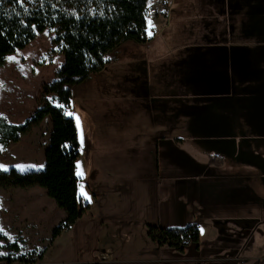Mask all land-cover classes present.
<instances>
[{
	"label": "crops",
	"instance_id": "1",
	"mask_svg": "<svg viewBox=\"0 0 264 264\" xmlns=\"http://www.w3.org/2000/svg\"><path fill=\"white\" fill-rule=\"evenodd\" d=\"M165 1L168 4L169 0ZM259 1L226 0L230 20L239 24L244 20L246 28L251 25L252 29L254 19L247 4L251 7L256 3L258 9ZM260 13L264 14V7ZM147 20L149 40L144 47L133 42L122 44L109 52L111 61L101 71L108 72L104 85L107 89L124 88L128 93L126 100L130 96L126 105H132V110L124 109V113L136 118L127 126V131L133 134L124 135L128 138L119 143L126 145L132 157L129 162L134 165L126 161V168L117 172L112 165L105 166L114 175L128 179L104 192V201L100 198L99 203L101 224H92L89 229V233L106 237L110 242L122 238L124 242H139L142 246L140 249L135 246L137 252L124 255L113 249L109 254L106 250L94 260L95 264L187 261L175 249L176 254L170 255L174 253L170 251L172 248L152 240L148 235L149 224L182 227L197 223L202 234L205 226L227 227L240 209L246 213L243 226H252L264 216V141L243 143L247 139L241 134L248 130L264 131V41H261L264 20L252 32L260 41L252 39L244 45H178L168 30V8L159 15L149 14ZM165 24H168L166 38H162L159 30ZM155 38H159L157 42H153ZM197 46L212 47L218 66L230 52L238 66L242 60L251 63L246 76L250 78L252 96L244 93L245 82L240 81L237 88L234 86L237 82L228 81L221 74L197 78L190 74L187 66L194 60L189 59L190 54L179 51ZM126 73L128 78L121 79ZM248 98L253 109L244 112V101ZM195 99H203V105L199 106ZM214 154L222 156L223 162L210 163ZM232 204L239 210L232 213L223 209H233ZM212 216L216 219L210 225ZM215 234L219 238L212 246L213 259L251 258L242 255V251L247 253L250 248L247 243L238 244L241 233L216 229ZM202 240L201 236L200 243ZM190 247L197 249L190 244L185 250ZM103 255L105 260L101 259Z\"/></svg>",
	"mask_w": 264,
	"mask_h": 264
},
{
	"label": "rangeland",
	"instance_id": "2",
	"mask_svg": "<svg viewBox=\"0 0 264 264\" xmlns=\"http://www.w3.org/2000/svg\"><path fill=\"white\" fill-rule=\"evenodd\" d=\"M260 1L258 9H256V3L251 7L247 4L248 11L254 19L252 29L251 25L246 28L244 20H242V24H239L235 19H232L230 29H232L236 41L223 42V44L232 45L234 43L236 45L238 43L244 45L252 42V39H256L255 41L259 39L260 41L256 34H252L255 26L264 20V14L260 13L264 3ZM167 6L168 20L173 26L174 22L171 17L174 13L172 9L174 3L169 0ZM167 26L168 24H165L160 29L161 31L159 30L162 38H166ZM173 29L170 31L172 32ZM55 36L54 29L48 28L39 32L31 43L8 55L6 63L0 66V113L4 114L9 121L14 123L24 121L46 101L57 105L61 104L54 93H45L43 88L45 83L56 79L55 73L64 62V54L60 51V45L54 41ZM191 36L192 39L187 42L191 45L213 44L203 42L194 34ZM156 39L159 38H155L153 42H157ZM173 40L178 45L184 43L181 40ZM261 41H264V37L261 38ZM140 46L144 47V44ZM190 48V50L179 51L182 54H190L189 59L194 60L187 66L190 74L196 78L202 75L208 77L213 74H221L228 81L231 79L233 82H237L234 85L237 88L240 81L245 82L244 90L246 92L244 93L251 94L250 78L246 76L249 74L251 63L245 64L242 60L238 66L230 52L225 55L218 66L215 63L216 59L212 47L197 46ZM107 74V71L93 73L81 83L74 85L71 103L66 106V112L72 115L76 122L77 118L79 119L77 124L80 155L76 162V173L78 175L82 172V175H78L79 194L84 203L90 204L87 211L53 238V227L66 213L46 193L45 188L38 185L0 187V230L5 234V238L0 239L2 245L0 252L16 259L17 262L14 264H95L94 260L98 259L106 250L109 251V254L113 249L120 255H124V253H135L137 252L135 248L139 246L138 249H140L142 246L139 242H124L122 238L110 242L106 237L98 238L95 233H89L92 224L94 226L101 224L99 203L100 198L101 202L104 201V192L107 189L118 187L122 183L121 181L128 179L114 175L115 173L110 172V169L105 166L112 165L117 172L119 169L126 168V161L133 164V162H129L132 157L127 153L128 148L119 143L124 140L123 138H128L124 135L133 134V132L127 131V126L128 123L135 122L136 118L129 117L128 114L124 113V109L132 110V105H130L131 107L126 105V102L129 101L130 103L131 99L129 96L126 100L128 93L126 94L124 88L109 90L104 86L106 85ZM121 77V79H127L128 74H122ZM250 100L251 98H248L244 101V112L253 109V106L250 107ZM195 103H199L201 106L203 99H195ZM51 127V118L50 115H47L38 126L22 135L19 141L12 142L5 147L2 146L0 168L8 170L15 167L21 171L42 169L45 161V147L49 142ZM241 134L244 139H247L243 143L264 141V131L248 130L241 132ZM259 148H263V146ZM133 180L134 178L131 182H134ZM108 184L111 185L107 186ZM98 196L99 201L97 203ZM232 206L233 209L225 207L223 209L232 213L239 210L235 204ZM240 212L241 215L238 214ZM240 212L236 213L234 222L229 223L227 227L218 228L213 224L216 217L212 216L210 225L213 224V226L202 227V234L200 233V237L202 236L203 239L200 243L201 249L193 250L190 247L188 251L185 250V254L178 251L177 255L187 258V261L183 259L177 264H264V216L257 223L253 221L254 225L247 227L243 226V215L246 213L241 209ZM216 229L217 232L219 229L233 231L235 234L241 233L240 238L242 239H238V244L247 243L250 248L247 253L242 251V255H249L251 258L213 259L215 250L212 249V246L219 238L215 234ZM11 242H16L18 247H10L8 244ZM170 251L174 252L175 250L172 248ZM176 252L170 255H174ZM66 260L74 262L63 263Z\"/></svg>",
	"mask_w": 264,
	"mask_h": 264
},
{
	"label": "trees",
	"instance_id": "3",
	"mask_svg": "<svg viewBox=\"0 0 264 264\" xmlns=\"http://www.w3.org/2000/svg\"><path fill=\"white\" fill-rule=\"evenodd\" d=\"M155 0H0V66L8 55L25 48L39 32L54 29V41L60 45L64 62L56 71V79L45 83V93H54L60 105L46 101L30 117L11 122L0 113V154L2 146L17 142L22 135L38 126L50 115L51 131L44 152V167L21 171L15 167L0 168V187L41 186L65 216L52 229L55 238L90 207L79 194L76 162L80 155L79 129L75 118L66 112L73 97V86L93 73L104 70L111 60L109 52L126 42L143 45L148 25V7ZM172 41L184 43L196 35L206 43L236 41L226 0H171ZM168 8V7H167ZM171 21V23H172ZM172 27V28H170ZM166 31V30H165ZM214 155L210 163H222ZM148 235L159 245H167L181 253L187 245L200 246L197 223L186 226L149 224ZM5 234L0 230V239ZM17 248L16 242L8 244ZM2 245L0 244V251ZM13 260L0 252L1 260ZM74 264V263H72ZM200 264V263H197Z\"/></svg>",
	"mask_w": 264,
	"mask_h": 264
},
{
	"label": "built area",
	"instance_id": "4",
	"mask_svg": "<svg viewBox=\"0 0 264 264\" xmlns=\"http://www.w3.org/2000/svg\"><path fill=\"white\" fill-rule=\"evenodd\" d=\"M166 8H167V2L165 0H155L149 5L147 13L148 15L149 14L159 15L163 13L166 10ZM101 259L105 260L106 259L105 255H103ZM15 262H17L16 259H13L11 261L5 259V260H1L0 264H14Z\"/></svg>",
	"mask_w": 264,
	"mask_h": 264
},
{
	"label": "snow or ice",
	"instance_id": "5",
	"mask_svg": "<svg viewBox=\"0 0 264 264\" xmlns=\"http://www.w3.org/2000/svg\"><path fill=\"white\" fill-rule=\"evenodd\" d=\"M148 34L151 35L152 34L151 31H149ZM77 123H79V119L78 118H77ZM78 175H82V172L81 173H78ZM82 195H83V192H82Z\"/></svg>",
	"mask_w": 264,
	"mask_h": 264
},
{
	"label": "flooded vegetation",
	"instance_id": "6",
	"mask_svg": "<svg viewBox=\"0 0 264 264\" xmlns=\"http://www.w3.org/2000/svg\"><path fill=\"white\" fill-rule=\"evenodd\" d=\"M220 43H223V42H220ZM214 155H219V154H214ZM214 155H212V156H214ZM211 156V157H212ZM222 157V156H221ZM211 159V158H210ZM223 159V158H222ZM223 162V161H222ZM212 164H215V163H212ZM216 164H218V163H216Z\"/></svg>",
	"mask_w": 264,
	"mask_h": 264
}]
</instances>
